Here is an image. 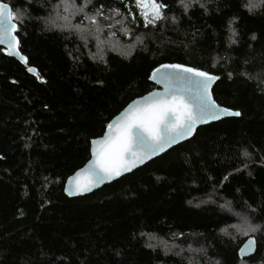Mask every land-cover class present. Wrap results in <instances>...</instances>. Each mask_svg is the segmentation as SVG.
I'll list each match as a JSON object with an SVG mask.
<instances>
[{"label": "trees", "instance_id": "16d2710c", "mask_svg": "<svg viewBox=\"0 0 264 264\" xmlns=\"http://www.w3.org/2000/svg\"><path fill=\"white\" fill-rule=\"evenodd\" d=\"M0 1L24 13L13 22L27 58L25 67L0 48V264L264 262V6L250 13L245 0H204L185 11L180 0H157L166 5L159 36L122 53L88 23L78 24L88 35L47 26L58 0ZM87 9L140 22L135 0H91ZM164 64L218 77L213 99L239 118L200 128L128 176L67 198L64 183L88 161L91 140L153 90L150 73ZM236 215L260 225L245 260L238 251L249 237L222 231ZM171 236L194 237L203 256L188 261L146 241Z\"/></svg>", "mask_w": 264, "mask_h": 264}, {"label": "snow or ice", "instance_id": "6c2138e0", "mask_svg": "<svg viewBox=\"0 0 264 264\" xmlns=\"http://www.w3.org/2000/svg\"><path fill=\"white\" fill-rule=\"evenodd\" d=\"M61 2L64 12L68 14L63 17L67 21L70 15L83 13L91 0H83L79 6L75 4V0H61ZM180 3L185 11L190 7L185 0H180ZM135 5L144 20L145 27L149 24L155 26L157 20L164 18L161 10L166 5L158 3L157 0H135ZM200 6L204 7L203 4ZM261 6H264V0H248L244 5L250 13ZM112 11L119 14L117 9ZM23 16V11L17 15L8 4L0 3V45H6L8 55L20 54L19 40L14 35L18 31V26L13 21H22ZM97 17H103L100 9H97L95 15L84 14V19L88 20L95 32L99 33L102 31V26ZM103 18L110 19V17ZM229 27L231 29V23ZM72 28L78 32L83 31L80 25H72ZM232 34L235 35V30H232ZM81 38L86 39L85 36ZM21 60L27 62L24 56H21ZM161 69L169 71L161 72ZM29 71L33 69L29 68ZM154 72L160 73L157 82L164 85V91L155 95L149 94L147 99L130 105L116 125H108V132L104 138L93 142L99 147L93 149L94 159L89 166L69 178L70 194L91 191L99 184L131 171L152 156L191 136L198 123L218 120L225 115H240L238 111L232 112L219 106L212 98L209 88L218 77L182 64H164ZM153 78H156L155 75ZM232 227L247 236L250 232H256L260 225H253L245 220L242 228L237 225ZM222 231L227 234L226 230ZM247 245L254 251L253 239L250 238ZM240 253L247 255L243 248L240 249Z\"/></svg>", "mask_w": 264, "mask_h": 264}, {"label": "rangeland", "instance_id": "374dc122", "mask_svg": "<svg viewBox=\"0 0 264 264\" xmlns=\"http://www.w3.org/2000/svg\"><path fill=\"white\" fill-rule=\"evenodd\" d=\"M201 1L204 0H185V3H189L190 5H192L194 3H198ZM245 2L247 4L248 0H245ZM88 7L89 4L84 9L83 13H76L74 15H70L68 17V20L66 21L63 17L68 14L64 12V7L62 5L61 0H58L56 3H53L50 6L43 21L49 27L60 28V29H69L72 28V25H78V24L84 25L85 23L89 24V21L84 19V14L86 13L89 16H91V15H95L96 11L94 10L92 12H89L87 9ZM137 16L140 18V22H136L135 19H133V17H131L130 19V17L124 16L123 14L120 13L116 14L114 12L109 13L108 15L103 14V17H110V19L107 20L104 19L103 17H97L100 25L102 26L101 32H104L105 35H101L100 34L101 32L99 33L95 32L94 28H92L90 24L84 26H86L89 30L91 29V32L95 36L98 35L99 37L103 38L107 44H111L114 46L115 49H119L122 53H126L129 51V49L141 45L144 37L159 36L158 26H161L164 20V18L157 20L155 26L149 24L147 27H145L144 20L140 16L139 10ZM117 21H122V23H117ZM108 25H112V27H108ZM71 30L76 31L73 28ZM91 32L89 33L84 29L82 31V33L86 35H88V33L91 34ZM112 33H114V35H112ZM97 39L99 40V38ZM235 218H236V222H234V224L224 229L227 231V235L231 236L234 239L235 237H240L241 239L249 237L248 239H250L251 236V239H254L256 241V239L252 238V236L256 235L259 229L256 232H250L246 236L241 231H238L237 228L232 226L237 225L242 228L244 226L245 220H247L248 223L250 224H252V222L249 221V219L246 216L236 215ZM223 233L225 232L223 231ZM146 241L152 247L161 248L166 252H172L177 255L184 256L188 261H193L194 257L199 258L200 256H203V250L198 245L193 244L195 238L192 236L188 237L187 239H183V237H179V236H171L169 238H164V239L147 237ZM241 264H246V263H241ZM259 264H264V262L263 263L261 262Z\"/></svg>", "mask_w": 264, "mask_h": 264}, {"label": "water", "instance_id": "95a60500", "mask_svg": "<svg viewBox=\"0 0 264 264\" xmlns=\"http://www.w3.org/2000/svg\"><path fill=\"white\" fill-rule=\"evenodd\" d=\"M0 3H3V2L0 1ZM14 35H16V33H14ZM0 48L3 49L4 54H5L6 56L15 59V60H16L17 62H19L21 65H23V66L26 67V62H24V61L21 60V56H22V55H21L19 49H18V51H19V53H20L19 55H15V54H14V55H8V54H7V51H6V45H0ZM159 67H160V66H159ZM159 67H157V68H159ZM157 68H155V69H157ZM155 69H154V70H155ZM154 70L150 73V77H149V82H150V83L153 85V87H154L153 90L150 91L149 93L143 95V96L137 97V98H135L134 100H132V101H131V102H130V103H129V104H128V105H127V106H126L121 112H120V113H118L115 117H113V118L110 120V122L108 123V125H109V124L116 125L118 119H119V118L121 117V115L125 112V110L129 108L130 105H133L134 103L138 104V103H140L141 101L147 99L148 96H149V94H153V95H155V94H157V93H160V92H163V91H164V85H163L162 83H158V82H157V80H158L159 77H160V73H155ZM164 71H169V70L161 69V72H164ZM27 72H28L30 75H32V76H38V75H37V72H36L35 70H33V71H29V70H27ZM154 75H155L156 78H153ZM215 83H216V80L211 84V86H210V88H209V91H210L211 95H212V88H213V86H214ZM212 98H213V96H212ZM221 107H222V106H221ZM223 108H225V107H223ZM229 110H230V109H229ZM231 111H232V112H235V111H233V110H231ZM239 116H240V115H238V116H235V115H225V116H222V117H221L220 119H218V120H211V121L206 122V123H198V124L196 125V127H195V129H194V131H193V133H192L191 136L187 137L186 139H182V140H180L178 143L173 144L171 147L166 148L165 151L160 152V153H158V154L155 155V156H152L150 159L146 160L143 164H139V165H137V167L133 168L131 171H129V172H124V173H122V174H121L120 176H118V177H115V178H113V179H111V180L105 181L104 183L99 184L97 187L92 188L91 191L83 192V193H74V192H73L72 194H70L71 186H70L69 183H68L69 178L74 177V176L76 175L77 172H80L81 170L86 169V168L89 166L90 162L94 159V157H93V149L99 147V145H98L97 143H93V142H94V141H97V142H98V141H101V140L104 138L105 134L108 132V125H107V127L105 128V131L103 132V134H102L100 137L91 140V142H90V148H89V159H88V161H87V162H86V163H85L80 169H78L77 171H75L71 176H69V177L66 179V181H65V183H64V187H63L64 195H65L67 198L72 199V198H78V197H85V196H88V195H90V194H92V193H94V192H97V191H99L100 189H102L104 186H107V185H109V184H111V183H113V182H115V181H117V180H120V179H122V178L128 176V175L131 174L132 172H134V171H136V170L142 168V167L145 166L147 163H149V162H151L152 160H154V159H156V158H158V157L164 155L165 153H167V152L170 151L171 149H173V148H175V147H177V146H179V145H181V144H183V143H185V142H188L189 140H191V139L194 137V135H195V133H196V131H197L198 129L203 128V127H206V126L211 125V124H215V123L220 122V121L225 120V119H229V118H239ZM66 189H69V191H66ZM248 240H249V239H248ZM248 240H246V241L242 244V246L240 247V249H241V248L245 249V252L247 253V255H241V253H240V249H239V251H238V256H239V259H240V260H245V259L251 258V257L255 254V252H256V247H257L256 241L253 239V240L255 241L254 251H253L252 248H250V247L247 245V241H248Z\"/></svg>", "mask_w": 264, "mask_h": 264}]
</instances>
